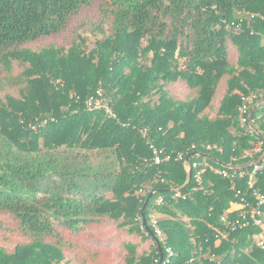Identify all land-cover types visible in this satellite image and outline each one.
Masks as SVG:
<instances>
[{
	"label": "trees",
	"instance_id": "16d2710c",
	"mask_svg": "<svg viewBox=\"0 0 264 264\" xmlns=\"http://www.w3.org/2000/svg\"><path fill=\"white\" fill-rule=\"evenodd\" d=\"M95 1L110 32L90 50L24 47ZM0 69L18 90L0 98V264H108L79 239L110 220L139 237L118 264H264V202L262 225L228 229L264 194V0H0Z\"/></svg>",
	"mask_w": 264,
	"mask_h": 264
},
{
	"label": "rangeland",
	"instance_id": "374dc122",
	"mask_svg": "<svg viewBox=\"0 0 264 264\" xmlns=\"http://www.w3.org/2000/svg\"><path fill=\"white\" fill-rule=\"evenodd\" d=\"M98 11L99 4L98 1H95L91 6L84 8L79 13L75 14L70 19L66 30L62 33L38 42L30 43L24 47L30 48L31 50H37L40 47H48L49 45H62L65 48H68L73 43H77L80 39H82L83 46L86 48V50H90L95 45L97 40L102 39L110 32L109 24L107 22L103 24L100 23V15ZM238 15H240V13H238ZM236 56L235 49L231 48L230 58L233 63ZM14 65V72L16 73L22 66L17 62H15ZM3 76L4 73L2 72V69H0V78ZM5 81L6 80H3L2 86L4 85ZM3 88L4 86L0 92V98H4V93L6 92L17 96V88L15 89V87L11 85L8 88L5 87L6 90H3ZM168 90L170 95L175 97H183L185 94H187L186 87L181 85L179 82L169 84ZM103 103L106 105L105 99ZM0 219L5 222H10L8 215L0 214ZM7 234L11 239L17 238V236L14 234ZM136 239H139V237L136 235H130L124 228H119L116 222L110 220L106 221L100 226L91 227L90 230L86 232L79 240L91 249L101 250V256L104 261L106 259L108 264H118L122 261L123 255L125 253L124 242ZM259 239L260 241L264 240V231L262 232V235H260ZM0 245H3L6 247V249L11 250L13 247V242L4 241L0 236ZM148 245L149 241H145L140 246L138 251L148 248Z\"/></svg>",
	"mask_w": 264,
	"mask_h": 264
},
{
	"label": "built area",
	"instance_id": "2783aa9c",
	"mask_svg": "<svg viewBox=\"0 0 264 264\" xmlns=\"http://www.w3.org/2000/svg\"><path fill=\"white\" fill-rule=\"evenodd\" d=\"M98 95H101L100 92H98ZM254 96H251V98H253ZM250 97L246 98V101H249L251 99ZM104 99L101 96L98 97H90L87 101V104L89 106V108H102L104 107L106 109L107 112H109L110 114H112L111 110L109 109V107L107 105H104L103 103ZM247 106L246 103H244L241 107V110L244 112L246 110ZM243 121L246 120V118L244 117L242 119ZM210 146H207V148H209ZM260 150V146L257 145L256 148L254 149V152H258ZM160 153L157 150H154V162L155 163H159L161 160V156L159 155ZM182 156V154H178V157L180 158ZM170 158L169 155H165L163 157L164 160H168ZM249 166H251V176H250V180H249V186L252 185V175L264 168V152L258 157V159L256 160H252L249 163ZM190 169L188 168V171ZM215 172L222 174L225 177H229V176H234L235 174H237L238 170L234 169L232 172L228 171L227 169H215ZM244 171L240 168L239 170V175H243ZM199 177V175H197V178ZM254 196L257 199V204L256 206L251 207L250 209H246V207L248 206V202L246 200H243L241 198V203L239 205V208L241 209V211L239 212L238 217L232 221V222H228V229L231 231H234L238 228L253 224V225H262L261 221L259 219V215H260V209L259 206L264 202V194L259 193L258 191H254ZM175 197H181L180 192H176L174 194ZM161 201V197H158L157 202ZM221 220L225 221V217H221ZM261 243V241H260Z\"/></svg>",
	"mask_w": 264,
	"mask_h": 264
},
{
	"label": "water",
	"instance_id": "95a60500",
	"mask_svg": "<svg viewBox=\"0 0 264 264\" xmlns=\"http://www.w3.org/2000/svg\"><path fill=\"white\" fill-rule=\"evenodd\" d=\"M261 102L263 103L264 100L261 101ZM188 173H190V171H188ZM151 195H152V193H150V194L146 197V199H145V201H144V203H143V205H142V207H141V215L144 214L145 206H146V204H147L149 198L151 197ZM143 221L145 222V219H143ZM158 246H159V244H158ZM159 250H161L160 246H159ZM161 261H162V253H160V259H159L158 264H160Z\"/></svg>",
	"mask_w": 264,
	"mask_h": 264
}]
</instances>
